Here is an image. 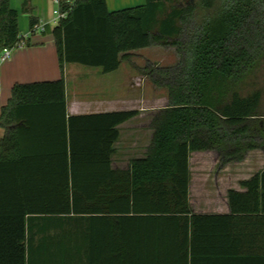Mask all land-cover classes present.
Masks as SVG:
<instances>
[{
	"label": "trees",
	"instance_id": "1",
	"mask_svg": "<svg viewBox=\"0 0 264 264\" xmlns=\"http://www.w3.org/2000/svg\"><path fill=\"white\" fill-rule=\"evenodd\" d=\"M52 33L61 77L15 84L0 111V264H260L242 251L240 221L264 212V171L228 191L227 215L195 213L189 193L191 152L214 151L222 165L264 152V0H145L112 12L107 0H81ZM21 39L19 11L0 0V54ZM152 46L179 55L139 68L169 102L152 115L145 155L114 168L118 125L139 111L69 115L65 65L109 73ZM224 225L232 248L213 257L206 242ZM66 247L76 249L64 260Z\"/></svg>",
	"mask_w": 264,
	"mask_h": 264
},
{
	"label": "crops",
	"instance_id": "2",
	"mask_svg": "<svg viewBox=\"0 0 264 264\" xmlns=\"http://www.w3.org/2000/svg\"><path fill=\"white\" fill-rule=\"evenodd\" d=\"M24 1L11 0V7L19 11V29L27 44L23 48L14 50L5 62L0 63V111L2 106L11 97V90L15 84L56 80L61 77L57 47L52 33V29L59 21L54 20V13L51 15L50 11L48 12L50 4L53 7L55 1L30 0L28 6L30 12H23ZM143 4H145V0H107L108 9L111 12ZM30 14L37 19V23L33 28L30 24ZM51 23L54 26L50 31H47ZM40 24H44V27H41ZM36 25H40V27L35 29ZM136 51L134 50L131 53H135ZM71 64L73 63L65 65L64 74L67 111L69 115H87L128 110L120 107L119 80L115 81L112 75L115 71L119 70L123 62L117 70L109 73H104L101 67H95L97 71L92 73L91 78L94 81L91 84L85 83L87 73L80 68H72ZM151 118L152 115L139 112L138 115L118 125L120 138L115 144L116 153L113 156L114 168H126L132 159L145 155L153 136V129L150 126ZM4 134L5 130L0 128V140ZM256 150L261 152V155L259 154L258 157L264 158V152L259 149ZM119 152H122L123 156L120 155L119 157ZM210 152L214 151H194L191 153L197 154V159L200 160V158H203V154ZM127 157L130 158L126 160ZM216 157L218 158L217 155ZM253 168L255 169L254 172L242 178L241 181L248 180L256 174H261L264 171V162L257 161L254 165H251L250 169ZM196 169L198 190H196L193 197L189 193V201L193 211L197 214H230L231 207L227 191L222 188V185L217 186L214 191H205L203 185L204 180L207 179L203 175L202 170H204V167L201 161H198ZM239 191H245V188L241 186ZM241 217L242 251L243 253H254L260 258V264H264V212L258 211L256 214H248ZM209 239L206 245H209L208 248L212 251L213 257H218L216 255L221 252L225 255V251L228 252L232 248L230 229L226 228L225 225L222 228L221 236H213L209 237ZM57 248L65 250V246ZM66 248L68 249V253L64 252L61 257L64 260L66 257L68 259L70 256L72 257V253L69 252L70 249H76V247ZM44 257L52 259V254L50 253V255H45Z\"/></svg>",
	"mask_w": 264,
	"mask_h": 264
},
{
	"label": "rangeland",
	"instance_id": "3",
	"mask_svg": "<svg viewBox=\"0 0 264 264\" xmlns=\"http://www.w3.org/2000/svg\"><path fill=\"white\" fill-rule=\"evenodd\" d=\"M30 1V0H29ZM57 8V4H50L48 12L51 15L53 10ZM54 24L51 23L47 29L50 31ZM41 32V31H40ZM39 33V32H38ZM148 61H152L160 66H173L178 63L179 55L174 47L165 48L162 46H152L147 48L137 49L131 61H124L119 70L115 71L112 75L114 80H119L120 107L122 109H137L139 112L146 115H153L159 109L167 106L169 102V94L167 89L155 87L146 76H143L139 68L145 67ZM72 68H80L87 76L85 83L91 84L92 73L97 71L95 67L86 66L82 64L73 63ZM122 146V145H121ZM122 148V147H120ZM119 152L118 156H123ZM261 152L253 150L248 152L246 157L242 161L231 162L226 165H222L219 158L216 157V153L210 152L203 154V158L197 159V154L190 155V170H191V184H190V195L194 196L197 186L196 167L198 161H201L204 167L202 170L204 177L203 188L205 191H214L217 186H221L227 191L239 190L241 187V179L254 172V168L250 169L251 165L257 161L264 162V158L258 157ZM130 157H127L128 160Z\"/></svg>",
	"mask_w": 264,
	"mask_h": 264
},
{
	"label": "built area",
	"instance_id": "4",
	"mask_svg": "<svg viewBox=\"0 0 264 264\" xmlns=\"http://www.w3.org/2000/svg\"><path fill=\"white\" fill-rule=\"evenodd\" d=\"M55 3L57 4V8L54 10V20L56 21H60L61 19H64L69 11L72 10L73 6L81 0H66L65 4H67V8L63 9V3L61 0H54ZM41 25V24H40ZM39 26H35V29L39 28ZM41 27H44V24L41 25ZM27 44V42L25 41V39H21L19 40L14 46L12 47H5L1 54H0V63L5 62L13 53L14 50L19 49V48H23L25 45Z\"/></svg>",
	"mask_w": 264,
	"mask_h": 264
}]
</instances>
